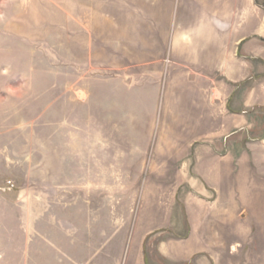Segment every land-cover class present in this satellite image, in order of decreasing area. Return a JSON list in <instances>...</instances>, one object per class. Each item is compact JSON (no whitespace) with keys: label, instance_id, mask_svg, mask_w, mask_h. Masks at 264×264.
<instances>
[{"label":"rangeland","instance_id":"1","mask_svg":"<svg viewBox=\"0 0 264 264\" xmlns=\"http://www.w3.org/2000/svg\"><path fill=\"white\" fill-rule=\"evenodd\" d=\"M102 3L0 0V264L71 259L77 239L86 243L85 227L95 228L90 235L94 241L102 233L118 236L125 225L129 233L145 176L140 217L149 212L167 217L168 208H161L159 199L168 190L162 192L155 170L146 174V168L149 157L153 164L168 160L166 135L179 134L173 133L176 125L168 113L174 96L172 76L162 92L154 143L144 122L147 107H106L102 77L95 81L97 96L87 101V89L93 87L88 86V76L94 70L103 73L102 12L96 8ZM256 4L264 10V0ZM150 25V19L133 25L141 31L132 36L129 25L123 26L120 49L130 56L128 62L136 61L135 47L145 51L136 52V62L154 57L158 45L145 38ZM255 68V93L260 97V89L264 97V62L256 60ZM248 118L253 124L238 130L234 145L232 139L218 145L233 146L241 163L255 168L256 179L264 185V105L256 102ZM201 148L204 164L212 163L209 149ZM178 150L177 158L192 152L188 147ZM230 180L240 198L241 190H249L248 199H256L255 210L262 211L264 187L238 175ZM109 255L114 260L117 252Z\"/></svg>","mask_w":264,"mask_h":264},{"label":"crops","instance_id":"2","mask_svg":"<svg viewBox=\"0 0 264 264\" xmlns=\"http://www.w3.org/2000/svg\"><path fill=\"white\" fill-rule=\"evenodd\" d=\"M150 1L103 0L96 6L102 12L103 73L94 70L88 76V86L92 83L93 87L87 89V101L95 95V81L102 77L103 105L147 107L144 122L154 143L161 96L171 74L174 96L168 113L176 125L173 133L179 134L174 138L169 132L166 135L168 160L153 164L149 157L146 168V174L155 170L162 192L168 190L159 199V206L168 208L167 217L152 212L140 217V198L148 183L145 176L129 233L125 225L118 236L102 233L94 241L90 235L95 234V228L85 227L82 235L87 237L86 243L77 239L72 245L76 256L54 262L264 264V207L255 210L259 205L256 199H248L246 188L241 190L245 198H240L230 179L238 175L251 179L254 186L264 185L256 179L255 168L241 163L233 146L223 149L218 145V141L231 139L234 145L238 130L253 124L249 110L256 102L264 105L262 92L257 89V97L254 84L255 61L264 62V10L256 0ZM143 12H150V16ZM149 19L150 35L145 41L158 45L157 51L154 57L136 62V52L143 55L145 51L135 47L136 61L128 62L130 56H123L120 49L123 26L129 25L132 36L141 31L133 25ZM92 60L96 64V59ZM124 60L126 64L120 62ZM113 92L116 97L110 98ZM185 147L192 152L177 158L178 149ZM201 147L209 149L208 157L214 162L204 164ZM112 251L117 252L114 260L109 258Z\"/></svg>","mask_w":264,"mask_h":264}]
</instances>
